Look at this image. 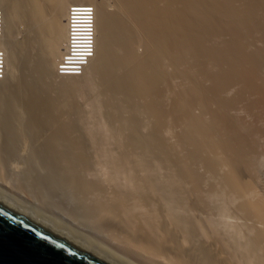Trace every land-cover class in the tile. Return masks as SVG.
<instances>
[{"label": "bare ground", "instance_id": "6f19581e", "mask_svg": "<svg viewBox=\"0 0 264 264\" xmlns=\"http://www.w3.org/2000/svg\"><path fill=\"white\" fill-rule=\"evenodd\" d=\"M68 6L92 7L93 54L57 76ZM251 29L264 0H0V197L117 264H264V200L242 182L257 160L227 170L210 133L240 135L244 73L264 92ZM22 69L53 103L15 83Z\"/></svg>", "mask_w": 264, "mask_h": 264}, {"label": "rangeland", "instance_id": "374dc122", "mask_svg": "<svg viewBox=\"0 0 264 264\" xmlns=\"http://www.w3.org/2000/svg\"><path fill=\"white\" fill-rule=\"evenodd\" d=\"M104 1H106V0H104ZM26 22H28L27 19H26ZM25 24H19L17 27V30L21 31V32H19V37L17 36L18 37L17 41H19V42H21L26 37V30L28 27ZM261 30L257 33L256 31L251 29V34L257 33V35L256 34L254 36L250 35L248 37V39H251L253 44H257V43L261 42L260 45L262 44V46H258V48L264 54V47H263L264 46V31L262 30V32H261ZM259 35H260V37H259ZM221 37H223V36H221ZM223 38H226V36H224ZM227 39H228V41H231L229 37H227L226 40ZM226 40H225V43L223 45H226ZM137 52H144V47L142 46L141 48L139 47V49L137 48ZM262 61H263V67L260 68V70H264V55L262 56ZM167 64H169V62H167ZM221 67H223L224 69L226 68L224 65H221ZM224 69H222V70H224ZM260 70L258 69V71H260ZM27 72H28L29 78L27 76ZM29 73H31V72L25 71L24 69L21 70V74L19 71V73H18L19 77H18V80L15 79L17 81V82L15 81V83L18 84V81H19L20 85L21 84L22 85H30L32 91H34L35 93L39 92L38 94L43 96V100L45 101V103H48V104L53 103V99H52V97H53L52 93L53 92H52V90L47 89L46 86H42V85H44L43 84L44 82H43V80H41L40 76L34 74V77H36V78H33L32 75L31 76L29 75ZM263 74L260 76L264 77ZM246 77H245V73H244V75L242 76V79H243L242 82H244L245 84L244 83H243V85L240 84V86L235 89L236 90L235 94L237 93L236 95H237L239 101H237L234 104V108L237 109L236 112L238 115L237 117H235L234 123L239 124L238 126L241 127L239 130L240 135L238 134L236 127L230 128V126H228L225 129L224 128V127H226L225 124L222 128L218 127L216 129H213L214 132H210V133L218 141V143L221 146V147L219 146L220 148L218 147V150L221 149L220 151H223L224 152L223 154L227 153L228 155L225 154V156H227V158L231 159V162L228 163V165H230V166H227V168H226L227 170H228V168H229V170L231 168L235 169V166L239 162L241 163V165H243L245 162L244 161L245 159L249 158L252 161L255 159L257 160V161L255 160V161L258 164H256V163L254 164V171H253V175H254L253 177L254 178L253 177L250 179L244 178L242 180V182L244 184H246L245 191H248V195L251 196L250 200L253 203L258 204L257 202H259V201L261 202L262 200H264V108H262V107H264V92L257 91L256 88L254 91V85L252 84V82H249V81H251V79H249L250 77L248 75H246ZM22 78H23V80H22ZM32 79H34V80H32ZM260 79L263 80V82H264V78H260ZM29 82H31L33 85H31V83H29ZM247 82H249V83H247ZM35 83H37V84H35ZM41 87H43L44 89H42ZM45 89H47L49 92L46 91ZM242 89H245V90H242ZM249 89H250V91H249ZM206 91H208V93H215L216 92L215 89H209ZM253 92H255V93H253ZM257 92H258V94H257ZM255 97H256V100H255ZM257 98L259 99V102L257 101L258 100ZM215 99L216 98H209L208 97L207 103L211 104V106H212V103L214 102ZM217 100L218 99H216V101ZM260 100H262V101H260ZM258 105H260V106H258ZM257 110H259V111H257ZM37 112H39V110ZM5 118H9L11 120V118L7 117V115ZM178 119H179V122H183L182 118H180L179 116H178ZM6 121L9 122L8 120H6ZM183 124H184V122H183ZM176 127H178V126H176ZM230 134H232L234 136V139L231 141L232 144H231L230 140L228 139V136ZM239 136H240V139H239ZM234 147H236V148H234ZM253 147H255V148H253ZM230 152L232 154L234 153V155L232 156V154ZM237 153H238V155H237ZM250 153H251V155H250ZM252 154L254 156H256V154H257V157H254ZM239 155L241 156V158ZM248 155H250V156L248 157ZM261 156H263L262 160H260ZM250 157H252V158H250ZM235 159H237V160H235ZM9 164H12V160H9ZM242 170L240 171V173L242 172ZM240 173H239V175H240ZM241 179L242 178H240V180ZM7 184L9 187L12 188L11 191L13 190L12 192L15 193L16 195H18V193H19L20 194L19 196L21 198L23 197V195L28 197L26 194H24L22 192L23 190H29L28 188H24L23 186H21L19 184H14L10 179L7 180ZM21 192L23 195L21 194ZM44 208L47 209L45 206H44ZM57 211H58V205H57V201H56L55 206H54V211L50 212L49 214L50 215H51V213L55 214V216H57L60 220H62L63 219L62 216L58 215ZM52 216H54V215H52ZM64 216L67 218L66 215H64ZM261 219L262 220L256 219L258 221L257 228H256L257 230L252 227L254 233H256L259 230L260 233L264 234V216Z\"/></svg>", "mask_w": 264, "mask_h": 264}, {"label": "water", "instance_id": "95a60500", "mask_svg": "<svg viewBox=\"0 0 264 264\" xmlns=\"http://www.w3.org/2000/svg\"><path fill=\"white\" fill-rule=\"evenodd\" d=\"M0 264H117L0 197Z\"/></svg>", "mask_w": 264, "mask_h": 264}, {"label": "built area", "instance_id": "2783aa9c", "mask_svg": "<svg viewBox=\"0 0 264 264\" xmlns=\"http://www.w3.org/2000/svg\"><path fill=\"white\" fill-rule=\"evenodd\" d=\"M90 6H68L66 49L57 61L56 75L79 74L93 54V11ZM1 56V55H0ZM0 64V76H1ZM4 70V68H3Z\"/></svg>", "mask_w": 264, "mask_h": 264}]
</instances>
